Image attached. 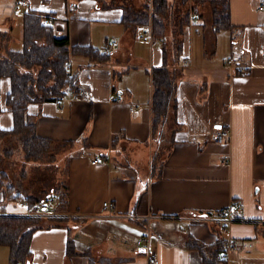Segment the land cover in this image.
Here are the masks:
<instances>
[{
	"label": "crops",
	"instance_id": "obj_1",
	"mask_svg": "<svg viewBox=\"0 0 264 264\" xmlns=\"http://www.w3.org/2000/svg\"><path fill=\"white\" fill-rule=\"evenodd\" d=\"M127 1L138 8L146 0L122 3ZM167 1L164 37L153 43L141 37L148 24H124L122 3L27 0L20 8L19 14L29 9L51 18L70 45L110 54L106 61L71 57L83 98L64 99L62 108L57 100L28 106L37 134L61 143L53 161L64 177L55 174L49 191L57 197L66 192L68 200L51 203L55 211L35 212L23 201L5 199L0 178V213L35 212L48 219L32 235L30 264H151L150 249L158 264H210L190 244L213 245L221 238L235 243L227 264H264V0H228L222 28L215 27L213 14L221 0H179L187 10L177 12L176 1ZM16 2L0 0V31L15 26ZM158 66L177 72V107L169 108V137H163L165 151L153 167L161 143L152 124L151 71ZM10 88V79L0 77L3 129L13 127L5 105ZM218 115L231 128L224 143L213 138ZM95 155L104 161L92 163ZM107 200L112 207L103 204ZM224 207L233 220L226 226L215 220ZM146 225L149 243L137 246ZM69 238L78 253L73 257L66 254ZM8 258L9 247L0 245V264Z\"/></svg>",
	"mask_w": 264,
	"mask_h": 264
},
{
	"label": "trees",
	"instance_id": "obj_2",
	"mask_svg": "<svg viewBox=\"0 0 264 264\" xmlns=\"http://www.w3.org/2000/svg\"><path fill=\"white\" fill-rule=\"evenodd\" d=\"M220 2L222 3L221 8L213 7L216 28L227 26L229 19L228 0ZM168 6L167 0H152V13H150L148 1L138 8L126 4L122 6V21L127 26L148 24L154 36L161 40L165 30L162 14L167 11ZM221 12L225 14H220ZM14 15L17 14L14 13ZM46 20L47 17H43L34 10L28 9L23 12V47L18 50L10 49L8 46V41L11 39L10 33L0 31V44H3L0 46V77L10 79L11 88L6 95L5 105L13 114V127L0 128V142L3 137L18 136L26 163L45 159L53 161L61 144L37 134L34 118L28 111L29 104L37 101L57 100L68 87H74L77 84L69 66L72 56L82 55L100 61L110 58L108 52L99 51L91 45H70L68 35H57L53 23L46 22ZM176 75V70H171L167 66H158L151 71L153 138L157 142L161 141L160 136L162 138L164 136V124L168 121L170 106L174 105V111L177 107ZM173 134L174 131L170 135L171 143L174 141ZM11 150L13 151L14 148L11 147ZM159 152L154 151L153 153V167L156 161L161 163ZM0 167L1 186L5 199L21 200L40 209L47 207V199L51 195L40 198L33 193L22 191L19 185L5 180L7 176L3 170L5 167ZM67 200L66 192L58 196L59 202L64 203ZM43 219V216L35 212L31 214L0 213V245L9 247L8 264L30 263L31 238L37 229L44 226ZM49 219L61 220L63 218L49 217ZM224 240L226 239H218L213 245L192 241L190 246L198 249L204 262L227 264V257L221 255V245ZM66 254L69 257L78 254L74 241L70 238L67 242Z\"/></svg>",
	"mask_w": 264,
	"mask_h": 264
},
{
	"label": "rangeland",
	"instance_id": "obj_3",
	"mask_svg": "<svg viewBox=\"0 0 264 264\" xmlns=\"http://www.w3.org/2000/svg\"><path fill=\"white\" fill-rule=\"evenodd\" d=\"M122 1L123 0H109V4L116 5L122 3ZM175 1L176 2H173L174 6L172 7L174 12H177L178 10L181 11L187 10V6H185L182 2H179V0H175ZM140 2L143 1L140 0ZM126 3L127 4L132 3V1L124 2L122 3V5L123 6L126 5ZM136 3H139V1ZM12 19H15L16 23L15 26L12 27L9 31L11 39L8 41V46L10 49L18 50L23 47V40H22L23 14L20 13L19 15H13ZM1 45L3 44H0V46ZM165 134L166 133L164 132L163 137H165L168 140L169 135H165ZM18 139H19L18 136H13L12 138L6 136L3 137V139L0 142L1 143L0 166L5 167V169H3L7 173L5 180L14 182L16 185H19V187L22 188V191L33 193L40 198H43L44 196L48 195V193L49 195H51L54 192V190L51 189L49 191V187H51L49 185L54 183L53 177H55V174L57 175L56 178H59V176L64 177L63 171H61L59 175V169L57 167V164L54 161L48 159L38 162H34V161H30L27 163L24 162V158H23L24 154L20 147V143L18 142ZM160 139H161V143L156 144L155 151L159 152V150L161 149L159 152L161 156L165 150L163 149L162 136H160ZM11 147L14 148L13 151L11 150ZM39 162H44V163H39ZM157 162L159 161H156V163ZM33 207L35 212L47 213V212L55 211L51 203H47V207L45 209L36 208L35 205H31V208ZM47 220L44 219L43 221L46 222ZM1 246L4 247V249L8 248V246L6 245H1Z\"/></svg>",
	"mask_w": 264,
	"mask_h": 264
},
{
	"label": "built area",
	"instance_id": "obj_4",
	"mask_svg": "<svg viewBox=\"0 0 264 264\" xmlns=\"http://www.w3.org/2000/svg\"><path fill=\"white\" fill-rule=\"evenodd\" d=\"M148 6H149V12L152 13V0L150 2H148ZM22 7H27V0H17L16 2V8L14 10V13L15 14H19V10L20 8ZM259 7L260 8H264V2H261L259 4ZM198 14H196L197 16ZM46 22H49V23H52V20L51 18H47ZM141 37L144 39V40H149L151 43H153L154 41L156 40H160L159 37H155L154 36V33L152 31V28L151 26H148L146 27V29L143 31ZM116 44V41L115 40H112L110 43H109V46L110 47H114ZM184 62H187L184 61ZM65 67H67L65 65ZM241 72L242 73H245L246 72V68H242L241 69ZM85 89L82 88L80 85L76 84L74 87H68L61 96L58 97L57 101H58V105L59 107H63V101L64 99H81L84 97L85 95ZM216 123H217V129L216 131L214 132V135H213V138L214 140L217 142V143H224L226 141H228L230 139V136H231V128H230V124L229 122H227L226 120H224L222 118L221 115H218L217 119H216ZM101 161H104V159L100 156V155H95L93 157V159L91 160L92 163H97V162H101ZM222 163H228V158L227 157H224L222 159ZM49 202L52 203V204H56L58 202V197L57 196H51L49 198ZM103 204L105 206H110L112 207L113 206V203L111 201H104ZM25 206L28 207V203L25 202ZM228 214V208L224 207V208H221V209H218L216 211V217L215 220L217 221H220L222 222L225 226L228 225L230 222H232V218L227 216ZM150 219V216H148V220ZM200 220H205V221H212L211 217H207V216H200L199 217ZM150 232H151V229H150V226L149 225H146L145 227V232H143L141 235L137 236L136 239H135V244L137 246H141L143 243H149V239H150ZM235 243L231 240V239H226L224 240V242L222 243L221 245V255L222 256H227V253H228V250L232 247H234ZM146 257H147V260L149 261V263L151 264H158L159 263V257H158V254L155 250H147V253H146Z\"/></svg>",
	"mask_w": 264,
	"mask_h": 264
},
{
	"label": "water",
	"instance_id": "obj_5",
	"mask_svg": "<svg viewBox=\"0 0 264 264\" xmlns=\"http://www.w3.org/2000/svg\"><path fill=\"white\" fill-rule=\"evenodd\" d=\"M27 264H30L29 262H27Z\"/></svg>",
	"mask_w": 264,
	"mask_h": 264
}]
</instances>
